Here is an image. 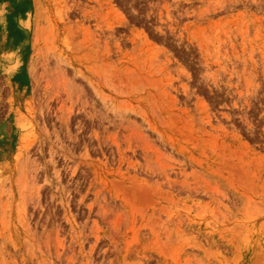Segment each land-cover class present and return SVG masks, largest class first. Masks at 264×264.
I'll return each mask as SVG.
<instances>
[{"label":"rangeland","instance_id":"rangeland-1","mask_svg":"<svg viewBox=\"0 0 264 264\" xmlns=\"http://www.w3.org/2000/svg\"><path fill=\"white\" fill-rule=\"evenodd\" d=\"M0 264H264V0H0Z\"/></svg>","mask_w":264,"mask_h":264}]
</instances>
